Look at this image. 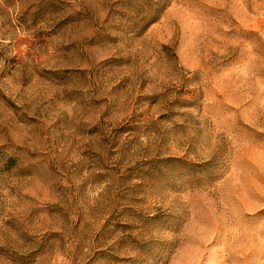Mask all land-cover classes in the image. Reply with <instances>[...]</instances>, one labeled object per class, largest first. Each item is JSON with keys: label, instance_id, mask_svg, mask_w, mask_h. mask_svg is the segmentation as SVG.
<instances>
[{"label": "rangeland", "instance_id": "374dc122", "mask_svg": "<svg viewBox=\"0 0 264 264\" xmlns=\"http://www.w3.org/2000/svg\"><path fill=\"white\" fill-rule=\"evenodd\" d=\"M0 264H264V0H0Z\"/></svg>", "mask_w": 264, "mask_h": 264}]
</instances>
